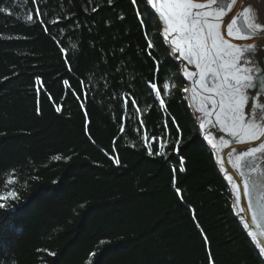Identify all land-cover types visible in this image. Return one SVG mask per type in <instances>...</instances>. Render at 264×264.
<instances>
[{"label":"trees","instance_id":"trees-1","mask_svg":"<svg viewBox=\"0 0 264 264\" xmlns=\"http://www.w3.org/2000/svg\"><path fill=\"white\" fill-rule=\"evenodd\" d=\"M0 9V264H264L144 0Z\"/></svg>","mask_w":264,"mask_h":264},{"label":"water","instance_id":"water-1","mask_svg":"<svg viewBox=\"0 0 264 264\" xmlns=\"http://www.w3.org/2000/svg\"><path fill=\"white\" fill-rule=\"evenodd\" d=\"M144 1L150 10L151 6L147 4V0ZM249 4L260 10L261 19H264V5L259 0H244L245 6ZM235 11L236 6H233V10L229 11L225 17L220 20L209 17V22L219 24L217 29L219 34L238 49L244 50L248 45H252V51H244L239 63L241 69L253 70L254 86L247 88L243 87V72L240 73L242 83L237 85L231 78L230 72L219 68V65L228 57H223L212 64V60L216 57L215 51L208 57L212 72L202 74L203 63L198 68L195 57H192L189 62L188 43L180 42L176 34H170L166 40L163 35L162 20L155 10H151V13L159 25V36L162 42L171 60L178 67V74L185 85L183 93L187 108L200 139L210 151L218 174L228 189L233 216L264 262V257L260 255V248L264 247V215L260 211V205L264 204V200L260 198L264 193V152L238 159L242 153L264 144V136L252 140L239 133L235 136L230 134L228 128L233 123L232 113L226 111V106L232 102L233 90L240 87L243 94V102L240 103L239 108L241 123H254L258 127H264V36L258 35L250 40H238L234 38L235 33L229 35L224 21L228 20ZM174 41L181 43V48L176 51H173ZM209 47H211L210 42ZM257 69L259 71H256ZM226 75L229 76L227 83L224 80ZM237 99L241 97L237 95ZM252 180L256 181L255 188L252 187Z\"/></svg>","mask_w":264,"mask_h":264},{"label":"snow or ice","instance_id":"snow-or-ice-1","mask_svg":"<svg viewBox=\"0 0 264 264\" xmlns=\"http://www.w3.org/2000/svg\"><path fill=\"white\" fill-rule=\"evenodd\" d=\"M135 2L136 0H133L134 4ZM259 2L264 5V0H259ZM109 3H111V0H109ZM147 4L151 6V9L148 10V15L145 18L151 19V10H155L164 24L163 35L165 39L167 40L170 34H176L180 42H187L189 62H191L192 57H195L198 68L203 63L204 70L202 74L212 72V68L208 64V57L215 51L216 57L212 60V64H215L217 60L223 59V57H228V59H225L219 65V68L230 72L231 78L236 81L237 85L242 83L240 73L243 72V87L254 86L253 70L249 68L241 69L239 67L240 57L244 51H252V45H248L244 50L238 49L219 34L217 31L219 24L209 22V17L220 20L229 11L233 10V6H236V11L233 15L224 21L228 34L233 35L235 33L234 38L238 40H250L256 38L258 35L264 36V19H261V11L254 5L249 4L245 6L244 0H147ZM0 11H3V9H0ZM28 19L31 20L32 17L29 16ZM180 42L174 41L175 48L173 51L181 48ZM209 42L211 43V47H209ZM148 47L153 48L154 44L149 41ZM157 71H159V67H157ZM256 71H259V69ZM228 79L229 76L226 75L224 78L225 83H227ZM37 82L39 83V81ZM64 83L68 85V81H64ZM168 87V84L164 85L165 89ZM153 88L155 89L156 85H153ZM165 94L167 93L165 92ZM157 95L159 96V91ZM237 95L241 99H237ZM242 96L240 87L235 88L232 94V102L226 106V111L232 113L233 121L228 131L234 136L239 133L245 138L252 140L259 139L261 136H264V127H258L254 123H241L242 117L239 115V108L240 103L243 102ZM163 103L164 101L161 100L162 105ZM222 107L225 106L222 105ZM57 111H60V109L57 108ZM257 152H264V144L242 153L238 159L254 156ZM54 159L59 160L60 157L57 156ZM11 182L9 181V183ZM252 187H256L255 180H252ZM177 194L179 195V192ZM7 196L15 199L16 193L9 192ZM260 198L264 200V193L261 194ZM4 199L6 197L0 196V201ZM2 208H5L4 203H0V209ZM260 211L264 215V204L260 205ZM3 219L4 217H0V223L3 222ZM260 255L264 257V247L260 248Z\"/></svg>","mask_w":264,"mask_h":264},{"label":"bare ground","instance_id":"bare-ground-1","mask_svg":"<svg viewBox=\"0 0 264 264\" xmlns=\"http://www.w3.org/2000/svg\"><path fill=\"white\" fill-rule=\"evenodd\" d=\"M178 68V67H177ZM178 73H179V70H178Z\"/></svg>","mask_w":264,"mask_h":264}]
</instances>
